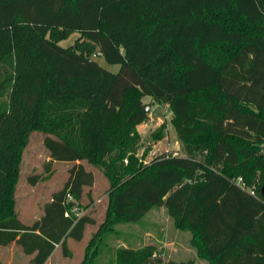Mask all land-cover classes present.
Segmentation results:
<instances>
[{"label": "trees", "instance_id": "16d2710c", "mask_svg": "<svg viewBox=\"0 0 264 264\" xmlns=\"http://www.w3.org/2000/svg\"><path fill=\"white\" fill-rule=\"evenodd\" d=\"M236 19L247 35L226 25ZM71 32L74 43L59 45ZM224 40L231 55L205 58ZM143 96L169 107L186 155L136 165ZM34 130L44 135L46 171L72 166L43 215L25 224L1 212ZM105 158L113 222L163 206L208 264H264V0H0V246L45 264L67 238L80 241L95 223L73 210L95 181L83 162ZM115 262L164 264L152 245L118 247Z\"/></svg>", "mask_w": 264, "mask_h": 264}, {"label": "rangeland", "instance_id": "374dc122", "mask_svg": "<svg viewBox=\"0 0 264 264\" xmlns=\"http://www.w3.org/2000/svg\"><path fill=\"white\" fill-rule=\"evenodd\" d=\"M220 16L226 18L223 12ZM234 21L235 26L231 21L226 22V25L244 31L246 35L249 33L248 27L240 24L237 19ZM77 37L78 33L71 32L59 45L68 47ZM234 49V45L224 40L209 48L205 58L219 63L231 55ZM92 58L109 71L117 72L119 69L118 64H110L103 57ZM142 103H149L150 108L146 120L136 127L139 134L134 152L136 165L149 164L155 157L164 153L173 156L186 155V146L178 138L171 124L172 113L169 107L156 102L150 96H143ZM43 136V133L34 130L19 147L16 173L10 184L11 195L6 208L1 212L3 214L10 209L11 214L25 224H30L43 215L44 204L50 201L53 192L62 187L72 166V163L56 161L51 164L49 171H46L49 157L42 142ZM108 161L109 158L100 160L98 164L83 162L85 168L93 173L95 181L92 187L84 188L80 205L73 209L78 215L88 214L95 223L86 226L80 241L67 238L65 251L56 246L45 264H116V248L126 246L139 249L146 245L153 246L154 252L163 259L164 264L188 261L192 264H208L192 245V234L184 228H178L163 206L152 207L135 222H113L109 218L110 180L105 174L106 168L102 165ZM121 163L123 166L128 165L124 159ZM33 175L40 177L34 185L29 182V177ZM189 248L193 249L194 254L190 255L185 250ZM31 257L13 243L0 246V264H33Z\"/></svg>", "mask_w": 264, "mask_h": 264}, {"label": "built area", "instance_id": "2783aa9c", "mask_svg": "<svg viewBox=\"0 0 264 264\" xmlns=\"http://www.w3.org/2000/svg\"><path fill=\"white\" fill-rule=\"evenodd\" d=\"M93 57H95V55H93ZM235 183L240 186L242 189L247 190L248 192H250V194L254 195L255 191L254 188L249 187L245 184L244 180L242 179V177H237L235 180Z\"/></svg>", "mask_w": 264, "mask_h": 264}, {"label": "water", "instance_id": "95a60500", "mask_svg": "<svg viewBox=\"0 0 264 264\" xmlns=\"http://www.w3.org/2000/svg\"><path fill=\"white\" fill-rule=\"evenodd\" d=\"M150 108V104L149 103H146V104H142V110L147 112Z\"/></svg>", "mask_w": 264, "mask_h": 264}, {"label": "crops", "instance_id": "0c3cea01", "mask_svg": "<svg viewBox=\"0 0 264 264\" xmlns=\"http://www.w3.org/2000/svg\"><path fill=\"white\" fill-rule=\"evenodd\" d=\"M187 252H189L190 253V255H192V254H194L193 252V249L192 248H189V249H185ZM182 257V256H181ZM180 258V257H179Z\"/></svg>", "mask_w": 264, "mask_h": 264}]
</instances>
